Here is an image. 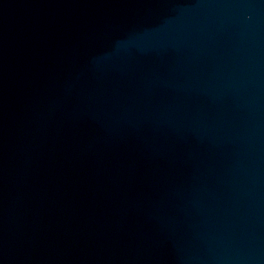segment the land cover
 Wrapping results in <instances>:
<instances>
[{
  "label": "water",
  "instance_id": "1",
  "mask_svg": "<svg viewBox=\"0 0 264 264\" xmlns=\"http://www.w3.org/2000/svg\"><path fill=\"white\" fill-rule=\"evenodd\" d=\"M0 264H264V0H0Z\"/></svg>",
  "mask_w": 264,
  "mask_h": 264
}]
</instances>
